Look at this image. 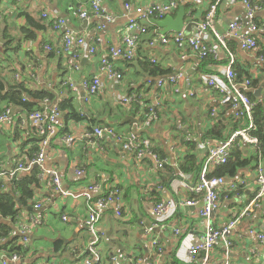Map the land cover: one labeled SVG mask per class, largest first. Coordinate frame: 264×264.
<instances>
[{"label": "crops", "instance_id": "crops-1", "mask_svg": "<svg viewBox=\"0 0 264 264\" xmlns=\"http://www.w3.org/2000/svg\"><path fill=\"white\" fill-rule=\"evenodd\" d=\"M165 1L102 0L104 15L82 18L80 9L86 8L91 0H0V30H9L14 43L18 42V48L9 54L0 45V79L4 78L7 86L21 82L27 89L38 92L39 99L28 92L24 99L34 101L35 108L40 107L41 111L50 112L69 101L84 116L80 120L70 119L67 110L61 111L59 132L48 146L45 161L46 169L59 173L63 191L74 195L62 193L50 174L41 173L39 184L33 185L35 203L29 201L23 206L17 222L0 215V224L12 232L24 224L30 227L29 242L24 244L18 240L24 247L20 260L10 264H85L92 237L85 223L89 203L83 192L94 182L102 184L105 190H118L122 203L121 216L111 206L98 224L102 234L98 264H113V256L128 263L140 257L155 264H175L174 258L178 264H202L199 255L195 261L189 260L188 248L201 241L205 234V225L198 215L204 194L191 192L186 184L197 181L209 148L228 140L245 126L247 119L237 117V108L225 103L222 95L203 78L204 74H220L227 68L230 57L222 47L218 58L204 59L191 48H180L173 42L174 31L166 35L171 41L162 43L163 28L158 25L159 20H152L147 32L142 34L135 59L127 61L111 56V47L122 44L129 24L126 3L149 6ZM251 1L264 4V0ZM212 3L214 0L182 4L189 14L186 25L192 21L199 24ZM178 10L179 7L170 15L176 17ZM105 15L112 16V21ZM235 20L241 21L244 31L249 32L253 21L264 23V6L253 19L248 16L244 0L222 1L215 22L227 44L232 42V48L230 44L228 47L236 58L234 70L243 68L242 81L250 75L258 79L257 85L250 88L257 89L264 82V33L257 36V50L244 51L237 40L228 36L229 24ZM25 30L33 31L35 38L25 39ZM65 30L83 37L86 44L75 47L72 52L65 51ZM208 42L217 44L218 40L211 33ZM93 45L96 52L91 54L89 49ZM103 59L110 61L123 78L116 82L102 74L98 93L88 97L83 81L101 73ZM151 63L158 66L159 73H151ZM173 78L177 79L173 81ZM252 94L255 101L264 105V88L262 96ZM44 95L48 96L41 98ZM127 97L132 98L129 103L121 100ZM6 106L0 100V114ZM146 108L152 109L145 113ZM10 109L12 119L0 123V167L6 172L14 171L20 162H29L27 151L37 134L23 108L11 106ZM142 114L147 118L141 120ZM129 116L137 122L132 119L126 122ZM97 124L111 125L121 135L137 132L149 138L166 162L165 167L160 169L154 159L144 160L126 151L111 135L96 139L92 132ZM222 124V138L207 135L214 125L218 128ZM235 145L250 161L239 169L236 177H227L234 178L239 187L221 192L220 206L212 215L213 224L218 228L234 225L226 235L229 243L222 239L215 245L209 264H264L262 241L250 233L252 229L264 232V195L257 196L258 169L264 168V153L242 138L236 140L231 151ZM189 152L196 154L195 172L181 170V163ZM37 167L18 170L14 176L22 179ZM215 167L210 166V172ZM79 170L85 171L84 175L79 176ZM8 175L0 179V193L13 190L11 182L15 177ZM17 199L20 201L19 195ZM159 199L175 200L178 204L176 213L163 229L157 225L153 212ZM187 200L196 204H186ZM33 216H38L42 223L31 224ZM64 216L68 219L64 220ZM177 228L180 234L176 233ZM11 248L0 246V264L7 258L10 260Z\"/></svg>", "mask_w": 264, "mask_h": 264}, {"label": "built area", "instance_id": "built-area-1", "mask_svg": "<svg viewBox=\"0 0 264 264\" xmlns=\"http://www.w3.org/2000/svg\"><path fill=\"white\" fill-rule=\"evenodd\" d=\"M188 1L196 4L201 2V0H166L163 3L152 4L149 6H134L130 3H126L129 24L126 28V34L123 38L122 44L117 47H111V56L134 59L135 51L140 41V35L145 32L146 26H148L152 20L155 21L165 18L180 5L185 4ZM222 1L233 3L237 0H215L210 6L205 18L199 23V27L195 32L183 30L175 33L171 39L180 48H191L200 57L213 55L215 58H218L220 47L229 53L230 61L225 70L220 74H204L203 78L222 95L225 103L231 104L237 108V117H244L247 119V124L243 128L237 129L228 140L209 148L207 158L200 170L197 181L192 185L186 184L191 192L204 194V204L198 215L205 225V234L201 241L191 244L188 248V258L191 262L195 261L198 255L202 253L205 254L202 258V264H209L210 253L213 248L222 239L227 240L226 235L234 225V223H231L229 226L218 228L213 224L212 214L217 211L220 206L221 192L235 191L239 187V183L233 181L234 178L229 180L224 176L210 177V166H218L226 163L231 154V147L238 138H242L253 144L258 143V138L252 136L250 132L255 128L254 107L256 104H259L260 101H255L249 96L248 91L251 88V82L249 80L239 81L236 78L234 70V65L236 63L235 55L229 49L225 36H222L215 27L217 8ZM244 3L247 6L248 16L253 19L256 16V12L262 10L264 6V4L253 3L251 0H244ZM104 11L102 0H91L86 8L84 7L80 9V16L82 18H89L91 15H104ZM105 16L108 21H112V16ZM60 22L64 25L63 20H60ZM228 28V36L237 40L244 51H255L259 48V40L257 36L260 33H264V24L259 25L258 22L256 23L253 21L249 32H245L241 21L235 20L229 24ZM211 33L217 38V44H210V42H208L209 34ZM99 40H101V38ZM160 40L162 43H169L171 41L166 35L161 36ZM64 42L65 51L67 52H72L75 47H81L86 44L83 37L75 36L70 30H65ZM89 51L91 54H94L96 52V46H90ZM70 62L72 63L71 60ZM100 70L101 73L99 75H95L91 80L83 81V87L86 90L88 97L98 93L102 86V74H105L108 78L115 80L116 82H120L123 78L121 72H119L107 59L102 60ZM179 77L180 76L177 78ZM177 78H173V81ZM121 100L129 103L132 98L127 97L122 98ZM60 116L61 112H59L57 107L50 112L38 110L29 115V120L34 126H36L38 134L41 137L40 150L34 159L28 163L20 162L18 168L12 172H6L0 167V179L2 176L8 174V176L13 177L18 170H29L34 165H37L41 168V173L43 175L48 173L53 177L54 184L59 191L67 195H74L73 192L63 191L61 178L57 171L46 169L45 167L48 146L50 145L52 138L59 132ZM11 119L12 114L10 108L0 114V123L8 122ZM106 134L115 137L121 143L123 149L135 153L138 158L143 159L147 156L154 159L159 168L166 165V162L161 159L154 150H152L153 143L149 138L140 136L137 132H130L121 135V133H117L114 128L106 126H96L92 132V135L96 138H101ZM84 173L85 171L83 170L78 171L79 176L84 175ZM258 183L259 189L257 196L261 197L264 195V168L262 166L258 169ZM83 195L87 198L89 203V215L87 216L85 223L92 237L87 249L89 257L85 264H98L101 259L99 244L102 238L98 224L103 213L111 208V206H115L114 213L117 216H121V196L118 190L112 188L107 191L103 188L102 184L95 182L86 186ZM185 203L190 205L196 204L193 200H187ZM35 206L36 208H40L39 204H36ZM177 208L178 204L175 200L165 199L157 202L153 208L157 225L162 229L166 228L167 221L174 216ZM63 219L67 220L68 217L64 216ZM41 223V219L38 216H33L31 218V224L40 225ZM29 228L28 225H24L23 227L20 226L17 231L11 233V236H19L22 243L26 244L29 242V237L27 235ZM175 230L177 234H180V229L177 228ZM250 233L258 237L264 246V232L252 229ZM2 241H5V239ZM228 243L227 240V244ZM19 260V255L13 254L10 256V260L7 258L3 264H10L11 262L17 263ZM112 260L113 264H155L153 260L143 261V258H137L131 263L122 261L116 256H113ZM219 264L227 263L222 262Z\"/></svg>", "mask_w": 264, "mask_h": 264}, {"label": "trees", "instance_id": "trees-1", "mask_svg": "<svg viewBox=\"0 0 264 264\" xmlns=\"http://www.w3.org/2000/svg\"><path fill=\"white\" fill-rule=\"evenodd\" d=\"M214 2H215V0H214ZM187 5H190V4H187ZM207 12H205V13L207 14ZM257 22L259 25L264 24V23L262 24V22H260V20L259 21L257 20ZM148 26H146L144 33L147 32ZM0 31H1V38H4V40L6 41L5 44H1V42H0V45H2L4 48V52L9 54L11 50H16L18 48V46L16 45L18 42L14 43L15 39L12 38L10 31L7 29H5V30L2 29ZM35 36L36 35L33 31L25 30V39H34ZM141 37H142V34L140 35V39H141ZM17 41H19V40H17ZM228 44H230V46L232 48V46H233L232 42L229 41ZM209 57H214V56L209 55V56H205V57H201V58L206 59ZM8 58L10 60V56H8ZM125 60L132 61L133 59H125ZM150 71L152 74H156V73H159V68L154 63H151ZM11 72H13V70H11ZM235 73H236V78L239 81H242L243 80V68L236 67ZM247 77L248 78H246V79H248L251 82V86L257 85V82L259 81L258 79L253 78L251 75L247 76ZM26 92L32 94V96L35 99L40 98L38 92H35L34 90L27 89L24 83L15 82L13 85L7 86L5 79L4 78L0 79V100L5 101L8 105L4 108V110L10 108L11 106H18V107L23 108V110L26 111L28 113V115H30L33 112L38 111V110L41 111L42 109H38L40 107L35 108L36 104L34 101L30 102L28 98L24 99V94ZM47 96L48 95H44L41 98H46ZM249 96L251 97V99L255 100V97L252 93H249ZM57 108L59 109V112L67 110L68 111V118H70V119L80 120L84 117L83 115L78 113L73 108L71 102H69V101L62 102V104L57 106ZM150 109H152V108H146L145 113H149ZM144 115L145 114H142L141 120H143V118L144 119L147 118V117H144ZM245 119L241 118L240 120H243L245 122ZM254 119H255V122H254L255 128L250 132V134L252 136H255L258 138V143L255 145L257 146V149L260 152L264 153V105L262 103L256 104V106L254 107ZM97 125L100 127L106 126V127L112 128L111 125H103V124H97ZM35 128H36V126H35ZM223 129H224V124H222L221 127H218V128H216L214 125L213 128L209 132H207V135L210 134L212 137L222 138ZM36 133L38 134L37 128H36ZM37 134H36L35 138L31 139L32 145H31V148L27 151V153L29 154V158H30L28 161H31L32 159H34L40 150L41 137L39 134L37 136ZM57 135H58V133H57ZM55 137H53L52 140ZM101 138L97 137L96 139H101ZM192 147H194V145H192ZM152 150H154L156 152L154 147H152ZM144 160L150 161L149 157H147V156L144 158ZM249 161H250V159H246L243 157L242 149L238 145H235L231 151V154L228 158V161L224 164L216 166L215 169L209 173V176L210 177H213V176L236 177L239 169L241 167L246 166L249 163ZM164 167H162V168H164ZM197 168H198V165H197L196 154L189 152L185 157V161L183 163H181V170L183 172H195ZM32 171L33 172L29 176H26L22 179H19L17 176L16 177L14 176L15 178L11 182L12 187H13L12 192L0 193V215H1V217L10 218L13 220V222H17L19 216L22 213L23 206H27L29 201H33V199H35L33 185L39 184L41 170L37 167V168H33ZM107 191H109V190H107ZM17 195L20 196V201H18ZM160 201L161 200L159 199L157 202H160ZM33 202L35 203V201H33ZM121 213H122V209H121ZM2 229L4 231H2ZM12 231L9 228L5 227L4 224H0V246L7 248V249L12 247L9 250L10 256H12L13 254L19 255L22 252V250H24V247L21 244H19V241H18V240H20L19 239L20 237L19 236H11ZM3 239H5V242H1ZM204 255L205 254L202 253L199 256L201 258H203ZM172 259H173V257H172ZM171 262H172V260H171ZM174 263L178 264V261L175 258H174Z\"/></svg>", "mask_w": 264, "mask_h": 264}, {"label": "water", "instance_id": "water-1", "mask_svg": "<svg viewBox=\"0 0 264 264\" xmlns=\"http://www.w3.org/2000/svg\"><path fill=\"white\" fill-rule=\"evenodd\" d=\"M188 17H189V14H187L186 12V7L184 5H180L176 17H173L172 15L169 14L165 18L160 19L158 21V25L161 28H163V30L161 31L162 35H167L168 33L172 31L176 33L181 32L183 30H186L189 32H192V31L195 32V30L199 27V24L192 21L186 25V20ZM0 42L1 44H5L6 41L4 40V38H1ZM263 88H264V82L261 83L259 88L249 89L248 92L255 93L257 96H262ZM129 119H132L134 120V122H137V120L133 118L132 116L127 117L125 121L127 122Z\"/></svg>", "mask_w": 264, "mask_h": 264}]
</instances>
